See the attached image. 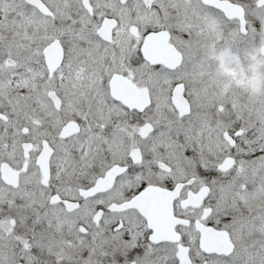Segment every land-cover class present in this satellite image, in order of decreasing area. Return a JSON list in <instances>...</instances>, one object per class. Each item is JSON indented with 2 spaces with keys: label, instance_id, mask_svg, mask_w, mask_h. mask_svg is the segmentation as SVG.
Here are the masks:
<instances>
[{
  "label": "snow or ice",
  "instance_id": "snow-or-ice-1",
  "mask_svg": "<svg viewBox=\"0 0 264 264\" xmlns=\"http://www.w3.org/2000/svg\"><path fill=\"white\" fill-rule=\"evenodd\" d=\"M0 264H264V0H0Z\"/></svg>",
  "mask_w": 264,
  "mask_h": 264
}]
</instances>
